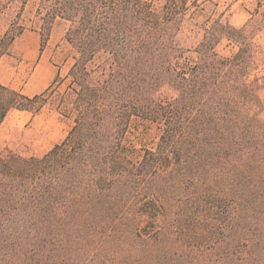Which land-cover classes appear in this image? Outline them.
I'll return each instance as SVG.
<instances>
[{
  "label": "trees",
  "instance_id": "16d2710c",
  "mask_svg": "<svg viewBox=\"0 0 264 264\" xmlns=\"http://www.w3.org/2000/svg\"><path fill=\"white\" fill-rule=\"evenodd\" d=\"M30 2L41 51L65 21L75 63L64 92L0 82V128L48 102L73 125L43 156L0 152V264H264V46L249 26L218 18L190 47V0H0V61ZM135 119L159 129L153 146L129 143Z\"/></svg>",
  "mask_w": 264,
  "mask_h": 264
},
{
  "label": "rangeland",
  "instance_id": "374dc122",
  "mask_svg": "<svg viewBox=\"0 0 264 264\" xmlns=\"http://www.w3.org/2000/svg\"><path fill=\"white\" fill-rule=\"evenodd\" d=\"M189 5L191 11L183 34L188 46H195L204 34L202 28L210 26L218 18L227 19L237 28L248 25L254 32L255 41L264 46V0H190ZM36 9L33 2L26 6L22 19L27 30L0 61V82L31 97L44 93L55 81L56 90L64 92L76 56L65 39L69 23L62 20L55 24L47 47L41 51L40 35L32 29ZM10 19L11 15L6 17L2 26ZM217 51L222 56H232L238 48L224 41ZM43 60H46L45 66ZM263 74L264 68L259 75ZM46 78L50 79L48 84ZM261 96L264 100V89ZM72 125L73 122L62 116L53 102H48L36 117L28 112L13 111L0 128V152H14L26 157L43 156L66 138ZM159 135L155 125L135 119L129 143L136 148L151 147Z\"/></svg>",
  "mask_w": 264,
  "mask_h": 264
},
{
  "label": "crops",
  "instance_id": "0c3cea01",
  "mask_svg": "<svg viewBox=\"0 0 264 264\" xmlns=\"http://www.w3.org/2000/svg\"><path fill=\"white\" fill-rule=\"evenodd\" d=\"M45 62H46V60H43L44 66H45ZM43 63H42V65H43ZM42 65H41V66H42ZM44 66H43V67H44ZM44 70H45V67H44ZM46 79H47V82H46V83L48 84L50 79H49V80H48V78H46ZM41 82H43V81H41ZM47 84H46V85H47ZM46 85H45V86H46Z\"/></svg>",
  "mask_w": 264,
  "mask_h": 264
}]
</instances>
